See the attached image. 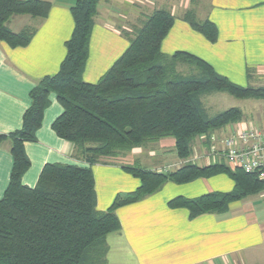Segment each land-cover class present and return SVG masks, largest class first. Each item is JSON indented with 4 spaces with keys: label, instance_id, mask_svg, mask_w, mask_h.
Wrapping results in <instances>:
<instances>
[{
    "label": "trees",
    "instance_id": "16d2710c",
    "mask_svg": "<svg viewBox=\"0 0 264 264\" xmlns=\"http://www.w3.org/2000/svg\"><path fill=\"white\" fill-rule=\"evenodd\" d=\"M98 3L75 0L71 8L75 28L66 42L61 68L31 91L22 128L9 135L13 168L0 200V264H107V237L121 227L115 210L153 194L168 180L187 184L225 174L234 181L235 187L228 193L179 197L170 202L172 208L188 209L192 217L226 212L233 202L264 189L258 176L224 163L187 164L168 174L124 166L141 180V187L117 197L106 212L97 210L94 164L166 137L175 139L178 156L186 159L197 137L209 138L241 118L237 108L209 116L202 103L205 95L217 92L238 99L264 98V88L237 85L192 54H164L163 40L175 22L167 10H157L146 19L127 51L97 84L86 83L83 73ZM51 8L52 3L43 0H0V42L13 48L27 46L33 30L14 33L7 22L14 15L46 18ZM185 20L209 41L217 40L218 29L209 20L200 22L194 13H187ZM180 64L192 69L185 74L179 71ZM51 93L63 107L53 130L74 145L87 165L46 164L36 186L30 188L23 183L31 166L25 144L36 139ZM4 139L0 135V144Z\"/></svg>",
    "mask_w": 264,
    "mask_h": 264
},
{
    "label": "crops",
    "instance_id": "0c3cea01",
    "mask_svg": "<svg viewBox=\"0 0 264 264\" xmlns=\"http://www.w3.org/2000/svg\"><path fill=\"white\" fill-rule=\"evenodd\" d=\"M43 1L52 3L46 18L14 15L7 22L14 33L33 30L27 46L13 48L0 42V135H5L0 144V200L13 168L9 135L22 128L31 91L45 77L59 72L67 54L66 42L75 28L71 13L75 0ZM157 10H167L175 18L161 46L164 54H192L237 85L264 88V0H99L83 80L97 84ZM187 13H194L200 22H212L218 29L217 40L211 42L195 31L185 20ZM178 68L184 73L192 69L183 64ZM235 99L241 104L237 107L239 121L214 131L209 138L197 137L186 159L178 156L175 139L166 137L94 164L97 210L106 212L117 197L141 187V180L124 166L163 174L175 173L187 164L224 163L230 167L219 157L211 160L207 149L220 148L234 132L264 129V98ZM62 112L56 94L51 93L36 139L25 144L31 166L23 183L30 188L36 186L46 164L87 165L74 145L53 130ZM228 126L232 131L220 136ZM234 187L225 174L187 184L168 180L153 194L117 208L121 227L107 237V264H264V189L233 202L223 213L192 217L188 209L169 205L179 197L228 193Z\"/></svg>",
    "mask_w": 264,
    "mask_h": 264
},
{
    "label": "built area",
    "instance_id": "2783aa9c",
    "mask_svg": "<svg viewBox=\"0 0 264 264\" xmlns=\"http://www.w3.org/2000/svg\"><path fill=\"white\" fill-rule=\"evenodd\" d=\"M209 157H219L233 169H241L264 181V129H245L231 134L220 148L207 149Z\"/></svg>",
    "mask_w": 264,
    "mask_h": 264
},
{
    "label": "rangeland",
    "instance_id": "374dc122",
    "mask_svg": "<svg viewBox=\"0 0 264 264\" xmlns=\"http://www.w3.org/2000/svg\"><path fill=\"white\" fill-rule=\"evenodd\" d=\"M202 103H203V107L205 108L209 116H215L216 114H219L230 108L241 107L240 102H238V100H236L235 97H232L227 93L214 92V93L205 95L202 99ZM232 128H233L232 126L226 127V130L221 133L219 132L220 133L219 135L222 136L224 133L228 131V129L232 131Z\"/></svg>",
    "mask_w": 264,
    "mask_h": 264
}]
</instances>
